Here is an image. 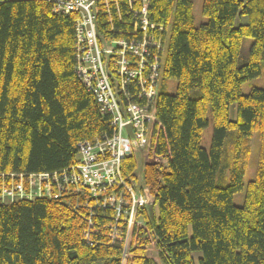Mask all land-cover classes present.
<instances>
[{
	"label": "trees",
	"instance_id": "obj_1",
	"mask_svg": "<svg viewBox=\"0 0 264 264\" xmlns=\"http://www.w3.org/2000/svg\"><path fill=\"white\" fill-rule=\"evenodd\" d=\"M119 3L110 15L100 11L101 36L134 41L145 35L150 61L159 53L155 44L164 45L161 79L177 81L174 94L158 91L140 167L157 217L143 212L126 264L156 263L145 254L152 237L163 264H194L193 252L201 253L199 264H264V87L241 91L261 72L264 0H203L207 21L200 27L192 0H149L145 31L135 19L142 2ZM242 15L247 22L234 27ZM73 23L72 14H52L41 0L0 3V171L55 172L75 162L77 143L111 135V123L74 70ZM244 37L253 41L239 63ZM209 113L207 151L201 138ZM254 132L260 139L256 174L237 206L233 195L244 188ZM225 167L229 181L222 184L217 174ZM136 168L134 157L123 158L125 176ZM112 223L110 215L97 214L87 227L47 199L0 206V264H120L125 225L119 222L109 244Z\"/></svg>",
	"mask_w": 264,
	"mask_h": 264
},
{
	"label": "built area",
	"instance_id": "obj_2",
	"mask_svg": "<svg viewBox=\"0 0 264 264\" xmlns=\"http://www.w3.org/2000/svg\"><path fill=\"white\" fill-rule=\"evenodd\" d=\"M71 2V11H82L85 0H66ZM95 0H90L89 6L93 10ZM145 9V7L143 8ZM75 29L77 32L84 31V24L79 21ZM89 42L85 54L81 57L83 66L91 67L100 74L101 83L107 78L108 71L105 64L101 63L96 50V38L93 31L86 32ZM128 44L131 42H127ZM125 49L118 51V54ZM108 54L109 51L104 49ZM113 53H110V55ZM152 61L140 57L137 61H123L120 65L116 61V71L120 74V90L118 85L112 89L96 91L97 100L102 108L111 117L112 132L109 136L95 141H81L78 143L80 159L78 163L64 170L49 173H9L0 172V200L18 202L25 199H56L65 190H71L77 198L85 197L91 201L90 211L96 208L114 209L111 226L112 236H116V228L119 222L124 220L122 205L124 197H131L128 210H124L127 220L132 221L137 212V207L145 202L147 190H141L139 183L142 180L139 162L136 154L141 155L148 147L150 140L149 126L154 122L150 116L141 118L142 103L153 100L152 90L140 85L141 91L136 95H128L125 86L128 85V77L134 75L139 81L141 75L150 74L151 87L153 89L156 78L160 71L158 55L152 53ZM150 55V56H151ZM141 56V55H140ZM127 127H130L131 134ZM141 154H140V153ZM134 157L137 168L133 174L125 176L122 170V160L125 157ZM139 164V163H138ZM141 167V165H140ZM27 177V183H26ZM74 189V190H73ZM150 196V195H149ZM124 242L129 240L130 229H125Z\"/></svg>",
	"mask_w": 264,
	"mask_h": 264
},
{
	"label": "bare ground",
	"instance_id": "obj_3",
	"mask_svg": "<svg viewBox=\"0 0 264 264\" xmlns=\"http://www.w3.org/2000/svg\"><path fill=\"white\" fill-rule=\"evenodd\" d=\"M5 1L9 0H0V3H3ZM46 2L51 9V13L55 15H60V16H70L71 14L74 16V59H75V67L74 70L76 74L78 75L80 81L82 84L85 86V88L92 94L94 97V100L97 103L98 109L101 113L102 116L106 117L109 122H111V117L107 115V112L102 108L100 102L97 100L95 92L98 91H103L106 92L109 89H112L115 85L119 86L120 90V84H121V78L120 74L118 71H116V61L120 65L123 61H137L140 59V57L145 58L146 60H149L146 57L145 54V48L149 44L147 43V40L144 37H142V40H134L130 41L124 38H118V37H103L98 31L97 28V21L98 17L100 14V11L105 12L106 15H110L111 13V7H115L116 10L118 11L119 9V2L120 0H95L94 2V7L93 10L89 6L90 0H85L84 2V8L82 11L78 9H73L71 11V2L68 3L66 0H41ZM142 2L143 6L145 9H140L137 11L135 19L139 18L142 24L143 31L146 30V27L149 25L148 24V19H147V5L149 0H140ZM127 6H129L130 0H126ZM81 21L84 24V31L82 33L77 32L75 29L76 24ZM134 27L136 28L138 26V23L134 21L133 23ZM169 28V27H168ZM168 28L166 31V36L168 33ZM93 31L95 33V38H96V50L97 54L99 56V59L101 60L102 64H105L106 69L108 71L107 78L104 82L101 83L100 81V74L96 72L93 68L83 66V61L81 57L85 54L86 52V47L89 42V37L87 36L86 32H91ZM131 42V43H127ZM157 49H159L158 53V64L160 71L158 73V76L155 81V85L152 89L151 87V78L150 74L144 72L141 76V80L139 81L134 75H131L128 77L129 83L128 85L125 86V92L128 95H136L137 91H141L140 85L144 86V88H148L149 90H152L154 97L153 100L148 102V103H142L145 108H143L142 113H141V118H144L146 115L150 116V120L153 119L154 116V121H155V111H156V102H157V86H158V81L161 79V72H162V67H163V62L165 58V46L163 45H157L155 44L154 46ZM106 49L109 51L108 54H105L103 50ZM121 49H125L124 51L120 52L118 54V51ZM113 53L110 55V53ZM141 55V56H140ZM154 122L151 126H149V132H150V137L152 134ZM100 138H95L92 141H95ZM80 159V151L78 148V143H77V154H76V160L73 164L62 168L60 170L68 169L78 163ZM3 172V171H0ZM9 173H14L18 174L21 172H14V171H9ZM37 173H49V172H37ZM27 177H26V183H27ZM141 190H147V188L144 186L143 181L140 180L139 183ZM74 190V189H73ZM145 202L142 203L137 207V212L132 221L127 220L125 217L128 216V214H124V210H128L130 204H131V197H124L123 200V205H122V210L123 213L121 214V217H124V220L122 221L125 225V229H130V231L135 234L138 232V229L143 225V218L142 214L144 211H147V208L152 205V197L149 195L145 196ZM35 200V199H34ZM31 199H25L22 201H34ZM47 200L50 201H55L59 203L62 207L67 209L68 211L72 212L75 214L78 218L86 222L87 227H90L93 225L94 219L97 217V214L99 215H114V209L112 210V214L106 212V209L100 210L98 212L90 211L91 207V201L89 199H86L85 197H79L77 198V195L71 191V190H65L63 194L56 199H50L48 198ZM20 202V201H18ZM15 203V202H13ZM11 201L8 199H1L0 200V206H6L13 204ZM89 229V228H88ZM88 232V231H87ZM130 234V236L132 235ZM146 236L150 238V233L149 231L146 233ZM109 239V244H113L116 239L114 236L109 235L107 236ZM130 240V237H129ZM147 250V247H146ZM146 253V251H145ZM128 254V252H127ZM120 263H124L123 258L121 257Z\"/></svg>",
	"mask_w": 264,
	"mask_h": 264
},
{
	"label": "rangeland",
	"instance_id": "obj_4",
	"mask_svg": "<svg viewBox=\"0 0 264 264\" xmlns=\"http://www.w3.org/2000/svg\"><path fill=\"white\" fill-rule=\"evenodd\" d=\"M193 3V16H194V25L196 27H200L201 24L205 23L207 21V18L202 14V4L203 0H192ZM247 22L246 16L242 15L235 19L234 27L239 26L240 24H244ZM170 26L168 28V33L166 36V43L168 41V37L170 34ZM253 39L251 37H244L241 42V49H240V57H239V63H242L245 61V59L248 56L249 47L252 43ZM177 87V81L175 79H160L158 81L157 91H159L161 88L164 89L169 94H174L176 92ZM253 87H264V57L261 61V72L260 75L256 78H253L251 80L246 81L242 84L241 91L243 94H247ZM196 92L192 93V96H196ZM209 118V124L207 127L202 131V138H201V144L202 146L208 151L210 147L211 142V135H212V120H211V114L208 115ZM230 118L235 119L236 118V105L233 104L230 108ZM251 154L249 157L248 165L245 170L244 176H243V184L244 188L240 192H237L233 195V202L237 206H242L244 204V197H245V190L248 182L252 179H254L256 174V167L259 157V144L260 139L257 132H254L252 134L251 138ZM140 153V152H139ZM141 154V153H140ZM139 160V164L137 165L140 168V162L144 161L146 157V149L142 152L141 155L136 154ZM222 179V184H226L229 181V168L225 167L223 170H220L217 174V182H220L219 180ZM147 211L150 215L151 220H154V218L157 217V208L153 205H150L147 208ZM151 237V236H150ZM129 241H126L123 243V249H122V258L124 260V263L120 264H126L127 259L131 258L128 251ZM128 252V254H127ZM146 256L151 257L155 260V264H163L160 257H159V250L156 244L155 239L152 237L146 250ZM194 257V264H199V257L201 256L200 252H193Z\"/></svg>",
	"mask_w": 264,
	"mask_h": 264
},
{
	"label": "water",
	"instance_id": "obj_5",
	"mask_svg": "<svg viewBox=\"0 0 264 264\" xmlns=\"http://www.w3.org/2000/svg\"><path fill=\"white\" fill-rule=\"evenodd\" d=\"M127 131H128L129 134H131L130 127H127Z\"/></svg>",
	"mask_w": 264,
	"mask_h": 264
},
{
	"label": "crops",
	"instance_id": "obj_6",
	"mask_svg": "<svg viewBox=\"0 0 264 264\" xmlns=\"http://www.w3.org/2000/svg\"><path fill=\"white\" fill-rule=\"evenodd\" d=\"M141 165V164H140Z\"/></svg>",
	"mask_w": 264,
	"mask_h": 264
}]
</instances>
